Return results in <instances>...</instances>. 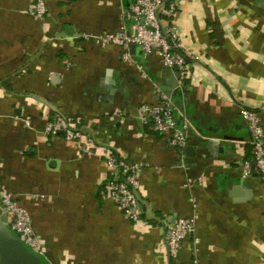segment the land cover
I'll list each match as a JSON object with an SVG mask.
<instances>
[{
	"label": "crops",
	"instance_id": "0c3cea01",
	"mask_svg": "<svg viewBox=\"0 0 264 264\" xmlns=\"http://www.w3.org/2000/svg\"><path fill=\"white\" fill-rule=\"evenodd\" d=\"M33 3L0 0V190L27 208L42 264H264V183L241 174L254 163L239 115L256 111L264 130V0H180L173 25L200 56L184 73L83 38L128 26L132 0H44L42 19ZM162 95L183 107L184 156L137 119ZM55 114L80 142L45 133ZM107 149L144 163L137 193L152 220L132 225L107 197ZM192 198L195 234L170 258L166 226L192 215ZM8 224L0 198V241Z\"/></svg>",
	"mask_w": 264,
	"mask_h": 264
},
{
	"label": "built area",
	"instance_id": "2783aa9c",
	"mask_svg": "<svg viewBox=\"0 0 264 264\" xmlns=\"http://www.w3.org/2000/svg\"><path fill=\"white\" fill-rule=\"evenodd\" d=\"M180 0H132L128 8V26H119L117 32L100 35H85V40H92L102 46H117L121 50L124 63L132 64L131 46H135L146 57L156 54L161 63L170 69L182 73L189 69L190 62L199 61L200 56L184 48L173 25L179 10ZM28 12L38 19L47 13L44 0H34L28 7ZM177 108L172 101L162 95L156 104L142 103L137 109V119L142 127H148L158 134H168L169 144L175 147L184 156V148L188 133L184 128H178L176 121ZM239 115L245 124L249 136L254 165L249 161L242 162L243 178L255 173L264 183V130L258 113L254 110L242 108ZM45 133L48 136H61L68 141L80 142L82 134L71 128L67 120L60 114L46 124ZM90 145L94 141L87 139ZM108 170V177L104 182L107 197L117 203L124 217L134 226L145 223V210L135 196L140 186V176L145 167L142 162L127 161L116 151L107 149L99 156ZM200 178H188L187 188L200 183ZM0 198L4 211L9 215V229L25 244L41 253V244L36 236L27 208L14 194L0 190ZM192 215L173 221L166 226L167 256L174 258L183 241L195 234L197 218V201L192 198ZM199 243L193 239L194 252Z\"/></svg>",
	"mask_w": 264,
	"mask_h": 264
},
{
	"label": "water",
	"instance_id": "95a60500",
	"mask_svg": "<svg viewBox=\"0 0 264 264\" xmlns=\"http://www.w3.org/2000/svg\"><path fill=\"white\" fill-rule=\"evenodd\" d=\"M135 46H131V54ZM175 106L182 112L183 107L178 102ZM135 196L145 209V215L148 220H152V211L148 205L140 199V196L135 192ZM6 232V237L0 241V264H42L41 254L33 250L30 246L25 244L16 234L11 230Z\"/></svg>",
	"mask_w": 264,
	"mask_h": 264
}]
</instances>
